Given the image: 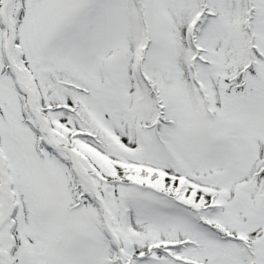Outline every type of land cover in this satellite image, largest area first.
<instances>
[{
	"label": "snow or ice",
	"instance_id": "1",
	"mask_svg": "<svg viewBox=\"0 0 264 264\" xmlns=\"http://www.w3.org/2000/svg\"><path fill=\"white\" fill-rule=\"evenodd\" d=\"M0 264H264V0H0Z\"/></svg>",
	"mask_w": 264,
	"mask_h": 264
}]
</instances>
